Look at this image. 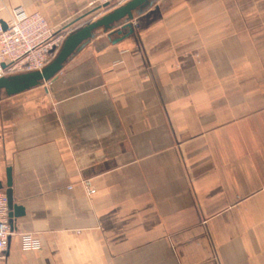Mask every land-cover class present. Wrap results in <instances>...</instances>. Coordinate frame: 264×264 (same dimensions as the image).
Returning <instances> with one entry per match:
<instances>
[{
    "label": "crops",
    "instance_id": "obj_1",
    "mask_svg": "<svg viewBox=\"0 0 264 264\" xmlns=\"http://www.w3.org/2000/svg\"><path fill=\"white\" fill-rule=\"evenodd\" d=\"M90 1L0 18L72 33ZM131 24L0 96V181L25 209L0 264H264V0H153Z\"/></svg>",
    "mask_w": 264,
    "mask_h": 264
},
{
    "label": "built area",
    "instance_id": "obj_2",
    "mask_svg": "<svg viewBox=\"0 0 264 264\" xmlns=\"http://www.w3.org/2000/svg\"><path fill=\"white\" fill-rule=\"evenodd\" d=\"M129 1L91 0L89 5L101 13L108 6L117 8ZM5 24L6 27L0 18V78L42 70L56 57L70 34L66 29L52 27L40 11L27 12L22 7L13 9ZM88 187L90 193L95 192L89 183ZM13 233L8 199L0 189V256L7 250ZM23 239L28 247L39 246L28 235Z\"/></svg>",
    "mask_w": 264,
    "mask_h": 264
},
{
    "label": "water",
    "instance_id": "obj_3",
    "mask_svg": "<svg viewBox=\"0 0 264 264\" xmlns=\"http://www.w3.org/2000/svg\"><path fill=\"white\" fill-rule=\"evenodd\" d=\"M152 1L153 0H130L123 6L112 9L110 12L102 15L98 19L70 33L56 57L42 70L0 78V96L2 94H18L43 82L54 79L62 70L64 63L78 49H80L86 41L93 38L96 35V30L99 28H102L105 32H118L123 35L127 34L125 32L127 28H129V31L132 32L133 29L131 28V22L134 19V13L152 4ZM106 6L107 5H105V7ZM4 26L6 27L5 23ZM12 184V171L11 168H8L6 184L4 185L0 181V189L4 190L6 193L10 223L14 229L15 219L23 216L25 214V209L22 205H18L14 202Z\"/></svg>",
    "mask_w": 264,
    "mask_h": 264
},
{
    "label": "rangeland",
    "instance_id": "obj_4",
    "mask_svg": "<svg viewBox=\"0 0 264 264\" xmlns=\"http://www.w3.org/2000/svg\"><path fill=\"white\" fill-rule=\"evenodd\" d=\"M112 9H115V8H113L112 6H108L107 8H104V10L102 12L105 15L106 13L110 12ZM102 12L99 13V11H96V14L91 15V17H93L94 19H98L99 17H101L100 14L102 15ZM98 32H103V29L102 28H99L98 30H96L95 33L97 34Z\"/></svg>",
    "mask_w": 264,
    "mask_h": 264
}]
</instances>
